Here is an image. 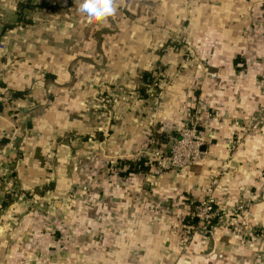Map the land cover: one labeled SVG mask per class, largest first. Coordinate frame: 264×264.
<instances>
[{
  "label": "rangeland",
  "instance_id": "rangeland-1",
  "mask_svg": "<svg viewBox=\"0 0 264 264\" xmlns=\"http://www.w3.org/2000/svg\"><path fill=\"white\" fill-rule=\"evenodd\" d=\"M115 6L114 16L92 24L78 10L66 11L64 60L56 53L48 59L57 75L49 71L43 90L35 81L26 93L32 121L15 146L27 149L26 164L22 171H0V181L11 184L9 213H15L0 223L12 231L10 263L104 264L105 235L128 193L141 217L167 221L165 237L178 233L177 261L192 256L186 246L197 237L213 242L222 230L229 244L250 249L239 253L238 264H264V223L253 220L249 203L212 193L223 210L220 220L209 226L184 220L194 219L195 207L207 200L189 187L193 168L209 155L199 151L189 163L181 156L177 168L167 160L182 135H193L202 148L207 132L225 118L208 102L217 97L218 60L251 57L264 65V0H115ZM241 122L229 149L260 129L253 115ZM232 158L218 162L217 180L231 171ZM172 177L184 184L163 190ZM240 205L245 215L237 218L230 212Z\"/></svg>",
  "mask_w": 264,
  "mask_h": 264
},
{
  "label": "crops",
  "instance_id": "crops-1",
  "mask_svg": "<svg viewBox=\"0 0 264 264\" xmlns=\"http://www.w3.org/2000/svg\"><path fill=\"white\" fill-rule=\"evenodd\" d=\"M66 5L70 7L66 8ZM78 5V0H0V44L5 46V50L0 51V148L12 138L15 146L17 141L24 140L21 137L27 134V127L32 121L26 93L35 88V81L43 90L46 84L42 82L50 74L48 59L53 58L54 53L57 60L64 58L65 13L73 15ZM54 43L56 48H53ZM59 47L63 49L58 51ZM249 58L245 57L240 62L235 60L236 57L229 63L217 61L221 80L212 91L217 97L208 102L225 118L218 128L207 132L208 141L203 146V152L209 155L208 161L193 168L192 176L195 178L189 188L197 197L204 196L206 190L212 187L216 199L225 200L226 195L228 199L232 197V201L247 202L252 205L253 220L259 219L264 223V205H256L264 204V200L259 202L264 199V116L260 119V129L248 135L247 141L243 140L238 147H226L234 134L237 136L239 133L241 121L252 115L257 118L259 110L264 107V65H257ZM16 92L21 95L15 98L12 94ZM17 134L19 138L15 137ZM26 152L23 147L9 148L1 161L0 171L8 172L11 167L12 172L24 170ZM231 155V171L225 172V168L220 181L217 180V174H222L218 162ZM172 178V184L162 183L163 190L171 192L184 184ZM6 180L0 181V223L5 219H15V213H9L13 203L8 201L10 191L7 185L11 184H6ZM214 182L219 185L213 186ZM143 189L149 188L144 185ZM127 199H131L128 193L119 198L121 205L117 208L120 212L114 215V230L105 235L106 241L101 247L105 253L104 262L100 260L104 264H195L201 260L197 257L200 252L201 261L205 264L214 259L216 264H238L239 253L250 250L246 246H242L245 248L241 250L242 247L229 244L230 234L221 230L213 242L197 237L190 247L186 246L192 256L177 261L183 249L178 233L173 232L168 239L163 234L166 233L167 221L159 219L157 222L155 215L141 217L140 207L133 209ZM3 223L0 224V264H12L8 254H5L11 252L10 247H6V237L12 231L5 221ZM168 223L174 228L172 222Z\"/></svg>",
  "mask_w": 264,
  "mask_h": 264
},
{
  "label": "built area",
  "instance_id": "built-area-1",
  "mask_svg": "<svg viewBox=\"0 0 264 264\" xmlns=\"http://www.w3.org/2000/svg\"><path fill=\"white\" fill-rule=\"evenodd\" d=\"M5 46L3 44H0V51H4ZM264 116V108L260 109V116L258 118L261 119V117ZM191 136V137H190ZM182 135L183 140L178 142V147L175 149H172L170 154L171 156L167 159L168 162H171V165L175 168L176 166H180L178 161L181 156L184 157V162L189 163L190 159L193 158L197 153H201L199 148H201L202 142H198L195 144V137L193 135ZM192 138V139H189ZM14 139H10L9 142L3 147L0 148V165L2 159L7 154V150L9 148H15ZM207 200L200 201L199 204L195 207V211L192 214L193 218H196L198 222L204 223L205 226L208 225L212 220H220L222 217V208L220 206H217V203L212 200L213 197H211L212 192L211 189H207L206 191ZM243 201H240V203ZM242 204V203H241ZM231 214H235L237 218L240 216L245 215V210L243 208V205H240L239 207H236V209L233 212H230ZM237 213V214H236Z\"/></svg>",
  "mask_w": 264,
  "mask_h": 264
},
{
  "label": "clouds",
  "instance_id": "clouds-1",
  "mask_svg": "<svg viewBox=\"0 0 264 264\" xmlns=\"http://www.w3.org/2000/svg\"><path fill=\"white\" fill-rule=\"evenodd\" d=\"M115 0H80L79 15L85 23L104 22L115 15Z\"/></svg>",
  "mask_w": 264,
  "mask_h": 264
},
{
  "label": "trees",
  "instance_id": "trees-1",
  "mask_svg": "<svg viewBox=\"0 0 264 264\" xmlns=\"http://www.w3.org/2000/svg\"><path fill=\"white\" fill-rule=\"evenodd\" d=\"M146 76H148V75H146ZM20 95H21V93H17V92L12 94V96L15 97V98L18 97V96H20ZM23 95H24V94H23ZM0 111H1V105H0ZM129 169H130V168H129ZM129 169H128V170H129ZM184 220H186V221L188 220V222H189L192 226H193V225H194V226L197 225V223H196L192 218H186V219H184ZM184 220H182V221H184ZM209 224H210V223H209ZM209 224L206 225V226H209Z\"/></svg>",
  "mask_w": 264,
  "mask_h": 264
},
{
  "label": "water",
  "instance_id": "water-1",
  "mask_svg": "<svg viewBox=\"0 0 264 264\" xmlns=\"http://www.w3.org/2000/svg\"><path fill=\"white\" fill-rule=\"evenodd\" d=\"M205 150V147H202L201 148V151H204ZM195 222H198V220L196 218L193 219Z\"/></svg>",
  "mask_w": 264,
  "mask_h": 264
}]
</instances>
